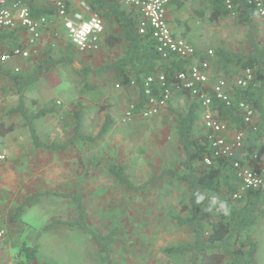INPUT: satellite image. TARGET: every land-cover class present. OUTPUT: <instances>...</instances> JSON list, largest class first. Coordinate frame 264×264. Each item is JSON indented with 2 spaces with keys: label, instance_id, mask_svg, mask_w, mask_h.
<instances>
[{
  "label": "rangeland",
  "instance_id": "obj_1",
  "mask_svg": "<svg viewBox=\"0 0 264 264\" xmlns=\"http://www.w3.org/2000/svg\"><path fill=\"white\" fill-rule=\"evenodd\" d=\"M202 4L201 0L187 2L196 16L195 26L206 33L201 39L203 48L212 50V56L220 46L249 50L245 25L232 15L211 22L207 19L208 12L203 11L199 18ZM54 28L56 35L51 30L42 35L39 53L51 45L69 42L62 25L56 23ZM252 31L257 41L264 43V19L253 21ZM123 49L122 45L108 48L103 43L96 53L80 55L85 64L97 68L120 55ZM12 63L7 71H12L14 65L20 70L29 65L27 61ZM81 65L78 61L74 63L76 68ZM50 70L51 75L31 84L24 97L30 113L48 104L54 107L53 113L34 122L42 141L67 142L74 133L76 111L81 118L80 131L85 135L94 137L107 114L113 124L92 142L77 140L56 152L35 149L27 122L19 114L7 112L17 104V97L9 78L0 75V124L13 127L4 136L0 135V153L5 154L0 162V227L6 232L0 238V249L8 250L2 264H102L99 249L90 236L67 232L69 226L65 222L74 219L75 207L68 198L59 196L64 193H76L82 199L86 221L96 231L117 229L110 250L112 264H187L189 254L170 255L165 249L188 237L173 219L176 214L186 213L188 185L166 176L152 181L145 190L134 191L116 181L108 168L116 163L132 181L142 183L157 177L166 167H179L183 150L177 141V119L173 111L185 110L191 103L190 97L173 90L156 114L146 118L136 115L122 121L127 104L136 103L133 95L137 91L117 90L106 73L93 72L84 80L69 66ZM85 81L92 88L85 86ZM203 132L200 125L196 126L197 135ZM236 132L246 139L247 130L236 129L231 124L226 136L232 138ZM257 142L264 149V133ZM247 162L251 166L255 164ZM29 195L32 198L27 200ZM19 205L23 206L18 220L29 223L23 229L19 222L11 220ZM254 228L257 257L261 261L255 264H264V219ZM30 253L35 257L31 261L26 257Z\"/></svg>",
  "mask_w": 264,
  "mask_h": 264
},
{
  "label": "trees",
  "instance_id": "obj_2",
  "mask_svg": "<svg viewBox=\"0 0 264 264\" xmlns=\"http://www.w3.org/2000/svg\"><path fill=\"white\" fill-rule=\"evenodd\" d=\"M28 6L34 18L45 16L52 20L55 9L53 0H20ZM173 1V0H172ZM171 1V2H172ZM204 4V12H208L207 19L211 22L218 21L222 16L232 15L239 22L247 27L249 38V50L235 51L225 46L216 48L212 56L197 49L196 59H208L211 71L215 76L236 75L240 69L251 68L254 72V79L247 87L234 88V97L240 98L253 105L255 117L253 124L256 129H252L244 123L240 111L235 102L226 105L208 91L212 98L211 109L217 116L226 120L236 129L247 130V137L244 140L241 151L234 157H213L210 165H205L203 160L206 155H211L210 145L205 133L197 135L196 126L200 125V116L203 107L196 97H190L191 103L183 111H173L176 116L175 131L177 141L183 150V159L179 167H166L161 173L152 179L142 183H135L123 171L122 166L116 163L109 164L110 175L121 185L134 191H142L149 187L152 181L163 177H170L176 181H183L188 185V208L185 214L173 216L177 227L184 230L187 238L175 246L166 247V252L170 255L189 254L187 264H254L257 241L251 235L250 230L257 222L264 217V180L260 187L256 189L244 190L239 198H234L233 194L239 189L240 182L237 179L233 163L239 160L245 164V160L251 158L257 152L258 160L264 161V149L260 147L257 138L264 133V43L258 42L252 31V18L257 10L254 5L248 4L245 0H229L231 9L227 8V0H201ZM91 11L97 13L104 22L106 35L104 44L108 48L123 45V52L105 62L103 65L93 68L84 63L83 58L74 46L69 42L59 46H49L47 50L38 56L28 58L27 69L19 71H7L9 63H0V75L7 76L13 84V94L17 96V104L8 109L11 115L19 114L28 124L32 146L35 149L49 151H63L69 145H74L77 140L92 142L103 136L113 124L112 117L107 114L97 132L92 137L80 131L81 118L78 111L75 112L76 120L74 133L65 143L44 142L40 139L35 129V120L54 112L51 104L41 107L35 113H30L25 105L24 97L28 87L39 81L42 75L51 68L58 66H69L72 72L78 77L86 80L91 73L111 74L113 78L123 86L135 82L138 93L136 107H144L147 96L144 93L143 79L148 74L162 73L167 79V83L175 79V74L188 70L191 62L189 59L172 55L168 59H163L156 51L154 41L149 33H139L140 13L136 9L128 10L119 0H84ZM179 5L180 0H174ZM181 2V3H180ZM201 11V15L204 13ZM51 27L48 28L50 30ZM55 28L53 27L51 31ZM66 35V34H65ZM89 55V54H84ZM75 61L80 62V68L74 67ZM216 68L213 69V67ZM219 69V70H218ZM219 72V73H215ZM88 88V81H85ZM153 94H158V88L152 89ZM184 92V93H183ZM12 124L3 127L0 124V135H4L12 130ZM50 193H41V195ZM53 194V193H52ZM62 198H68L73 203L77 215L72 221L65 224L74 227L83 234L90 236L96 243L102 264H112L110 250L116 235V228H111L105 232H98L86 221L83 212L82 199L76 193L60 194ZM204 196L201 203H197V197ZM213 197L216 203H213ZM226 202L230 215L224 216L219 211V204ZM20 205L15 213L11 215V220H16L20 215ZM210 209V211L208 210ZM29 261L35 259L34 255L27 254Z\"/></svg>",
  "mask_w": 264,
  "mask_h": 264
},
{
  "label": "built area",
  "instance_id": "obj_3",
  "mask_svg": "<svg viewBox=\"0 0 264 264\" xmlns=\"http://www.w3.org/2000/svg\"><path fill=\"white\" fill-rule=\"evenodd\" d=\"M172 0H122L125 6L134 8L140 13L138 26L139 33H149L154 41L156 51L163 59H168L172 55L189 59L191 65L188 70L175 74V79L167 83V79L162 73L148 74L143 79L144 93L147 96L144 107L138 109L135 102H129L124 110L122 121H129L136 115L143 118L154 115L166 104L173 93V90H180L196 97L203 107L200 116V123L211 149V155L204 157V164L210 165L213 157L232 158L241 151L243 146V135L234 133L232 138H228L226 133L229 123L217 116L211 109L212 98L208 91L226 105L236 103L244 123L252 129H256L253 124L255 109L253 105L245 100L234 97V88L241 89L247 87L254 79V72L251 68L240 69L232 76H215L210 67L208 59H196L194 46L184 37L177 35L172 30L168 18L167 7ZM248 4L255 6L256 15L264 19V0H245ZM55 14L52 20L45 16L34 18L27 5L20 0H0V36L5 32L20 30L24 38L15 45L8 48H0V63H8L17 59L26 60L38 56L39 41L43 33L49 27H55L56 23L62 25L66 30V36L74 48L82 54H94L101 46V40L105 32L103 19L95 12L85 14L82 10H73L69 7L67 0H53ZM86 9L87 4L82 3ZM228 9L232 8L229 0L226 1ZM56 35L57 32L54 31ZM208 56H212V50L206 51ZM264 67V64H263ZM14 71H19L20 67L14 65ZM118 82L117 88H120ZM129 87H135L132 81ZM153 87L160 92L153 94ZM253 159H257V153L252 154ZM5 159V154L0 153V162ZM233 168L237 179L240 182L239 189L233 194L234 198H239L244 190L256 189L260 187L264 180V167L243 164L239 160L234 161ZM5 230L0 227V238L5 236Z\"/></svg>",
  "mask_w": 264,
  "mask_h": 264
},
{
  "label": "crops",
  "instance_id": "obj_4",
  "mask_svg": "<svg viewBox=\"0 0 264 264\" xmlns=\"http://www.w3.org/2000/svg\"><path fill=\"white\" fill-rule=\"evenodd\" d=\"M182 2L181 5H179L178 3H175L174 0L168 5L167 7V18H168V22L172 28V30L174 31L175 34L177 35H180L182 37H184L185 39H187L195 48V50L197 51V49L206 52L208 49H205L203 48L205 45L204 43L202 44L201 42V39L203 37H205V32L201 29V28H197L195 25L194 20L193 18L196 17L195 14H193V12L191 11L190 8L187 7V2L189 0H180ZM180 2V3H181ZM67 3L69 5V7L73 10H82L85 12V14H88L89 12H93L91 11V9H86V7L82 4H86L84 1H80V0H67ZM126 7L128 10H130V8L128 6H124ZM200 7L203 8L204 10V4L200 5ZM202 10V11H203ZM199 18L202 17L204 14L201 15V11L199 12ZM260 17H258L257 15H255L251 20L252 22L255 21L256 19H259ZM60 26V24H59ZM53 28V27H52ZM50 28V30L52 29ZM49 30H46L43 35L48 32ZM105 31H106V28H105ZM105 35L106 33L104 32V35H103V38L101 40V45L104 43V38H105ZM24 38V34L22 31L20 30H16V31H9V32H5L4 34H2L0 36V48H8V47H11L12 45H15L16 43H18L20 40H22ZM40 42V41H39ZM122 45V44H120ZM123 47V45H122ZM101 48V46H100ZM205 49V50H204ZM236 51V50H235ZM119 56V55H118ZM117 57V56H116ZM113 59V58H112ZM112 59H108L109 60H112ZM14 62L15 64L17 63H23V62H26L25 60H20V59H17L15 61H12ZM12 62H9V64H13ZM49 75H51V70H47L41 77V79L45 80L47 77H49ZM110 77H111V80L115 83V88L116 87V84H117V81L113 78V76L111 74H109ZM40 79V80H41ZM39 80V81H40ZM37 81V82H39ZM12 83V82H11ZM36 83V82H35ZM13 85V84H12ZM51 87V86H50ZM13 88V87H12ZM112 91V89H110ZM117 90H127V91H131V90H135L136 91V88L135 87H129V86H121L120 88H118ZM28 92L26 91V94ZM17 97V96H16ZM35 97V96H34ZM15 98V97H14ZM37 98V97H36ZM39 100V99H38ZM133 100H135L137 102L138 100V93L136 92L134 95H133ZM40 101V100H39ZM229 123V122H228ZM230 124V123H229ZM5 135V134H4ZM3 135V136H4ZM255 153V151H254ZM257 153V152H256ZM252 159V160H251ZM251 159H248V160H245L244 162L246 164H249V162L247 161H251L252 164H254L255 166H260V167H264V161H263V157H262V161L261 160H258L257 159H253L252 156H251ZM254 162V163H253ZM250 165V164H249ZM253 165V166H254ZM2 167V165H1ZM0 167V168H1ZM49 195V194H48ZM31 195H29L27 197V200L31 199ZM70 200V199H69ZM73 204V203H72ZM20 206V205H19ZM18 206V207H19ZM16 207V206H15ZM17 207V208H18ZM15 213V212H14ZM76 215H77V211L75 209V217L74 219L76 218ZM50 216H48L47 219H49ZM264 219V217L262 218ZM73 219H70L69 221H72ZM261 220V219H260ZM259 220V221H260ZM16 222H19L21 225V229H23L22 227L23 226H28L29 223L27 221H24V220H18V217L16 220H14ZM14 221L12 220V222L14 223ZM259 221L257 223H259ZM66 225V224H65ZM67 226V225H66ZM254 226L251 228L250 230V233L251 235L254 237V239L257 241V238H256V231ZM67 232L71 235H73L75 232H78L80 235H86V234H83L81 233L80 231L76 230L74 227H70L67 228ZM6 235V234H5ZM7 252L8 250H5V252H3L1 249H0V264H2L3 261H5V256L7 255ZM258 256V242H257V251H256V257H255V263L259 262L261 263L259 257Z\"/></svg>",
  "mask_w": 264,
  "mask_h": 264
},
{
  "label": "clouds",
  "instance_id": "obj_5",
  "mask_svg": "<svg viewBox=\"0 0 264 264\" xmlns=\"http://www.w3.org/2000/svg\"><path fill=\"white\" fill-rule=\"evenodd\" d=\"M203 200H204V196H198L196 202L197 203H201ZM212 202L216 203V198L215 197H213V201ZM208 210L210 211V209H208ZM219 211L222 212L224 216L230 215V209H229V207H228L226 202L222 201L219 204Z\"/></svg>",
  "mask_w": 264,
  "mask_h": 264
}]
</instances>
